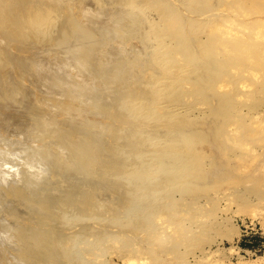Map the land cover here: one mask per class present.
Instances as JSON below:
<instances>
[{
  "label": "bare ground",
  "instance_id": "bare-ground-1",
  "mask_svg": "<svg viewBox=\"0 0 264 264\" xmlns=\"http://www.w3.org/2000/svg\"><path fill=\"white\" fill-rule=\"evenodd\" d=\"M29 1L10 0L0 7V264H62L64 259H69L68 252L79 246L82 256H94L97 260L101 252L98 254L96 245L91 247L88 241L91 233L96 234L91 228L94 223L88 226L87 221L100 220L99 224L109 220L115 210L113 220L143 227L145 216L148 220L159 212L151 201L149 206L145 203V196L162 193L165 188L174 189L181 174L188 178L182 185L189 183V177L202 176L185 167L179 169L170 161L176 160L175 148L183 146L185 138L189 137V142L213 139L209 134L213 123L209 121L205 126L195 123L190 110H200L198 106L192 107L197 103L208 104L211 115L217 109H229L232 104L226 103L228 100L222 98L219 90L233 92L237 83L231 75L234 81L230 80L229 70L243 72L240 65L247 64V59L231 62L217 57L216 60L209 51L221 53L224 49L215 50L219 45L211 35L204 42L196 37L200 36L194 34L198 28L203 30L199 33L213 30L198 26L205 22L203 19L214 23L234 21L227 11L208 8L207 0ZM152 12L157 15L152 18L156 26L148 25L146 30L155 40L156 50L146 47L149 50L143 51L141 42L129 36V32L133 29L132 21L151 20ZM191 21L195 24L191 25ZM123 36L130 39L121 41ZM224 48L233 51L227 45ZM145 52L146 56L142 57ZM233 62L240 65L227 68ZM215 71L220 73V78H214L213 84ZM224 85L230 87L228 91ZM210 145L215 154L219 147L215 142ZM20 165H24L22 170L25 166L26 169L20 171ZM218 169L219 166L215 170L219 172ZM14 171L24 173L19 178L16 177L19 173L15 176ZM13 172L12 179L21 182L12 180V186L3 187L11 183L7 180ZM207 174L211 178V171ZM205 175L203 171L201 178ZM85 177L97 183L90 180L87 183L91 185L83 184ZM23 179L39 180L43 187L54 185V189L63 190L55 189L56 195L52 196L48 194L49 186L44 191L39 183L30 181L35 187H26L28 182L24 183ZM50 180L52 184L48 183ZM17 182L21 185H16ZM126 186L132 191L126 193ZM57 191L61 192L59 196ZM156 197L154 200L162 198ZM21 205H26L29 216L18 214L19 208L24 209ZM55 209L62 216L59 223L68 213L76 214L79 223L89 219L87 227H82L85 231L82 229L62 242L67 247L62 262L53 246L59 241L38 231L42 224L39 228L34 226ZM145 210L148 212L141 217ZM99 225L119 235L120 231L113 229H120L118 226ZM165 225L155 231L154 237L152 228H146L143 233L150 230V235L146 234L148 239L144 240L162 238L168 226ZM99 227L94 229L98 231ZM14 235L26 240V245L18 246ZM96 237L101 243L100 236ZM123 246L133 252L130 240Z\"/></svg>",
  "mask_w": 264,
  "mask_h": 264
},
{
  "label": "rangeland",
  "instance_id": "rangeland-1",
  "mask_svg": "<svg viewBox=\"0 0 264 264\" xmlns=\"http://www.w3.org/2000/svg\"><path fill=\"white\" fill-rule=\"evenodd\" d=\"M9 1L10 0H4V2L2 1L0 7L5 6ZM214 1L207 0L208 8H221L222 11H227L228 14H231V17L234 18V21H229V23L223 21L222 23L224 24L218 22L214 23L213 20L210 21L205 17L206 19H203V21L205 22H200L198 26L202 25L201 27H210L213 30H207L206 32L199 33L203 30L198 28L197 31L194 32V34L197 35L198 33V35L200 36L196 37L203 42L208 40V35H211V39H214L215 43L219 45V47L215 48V50L224 49L221 53H218V51H209V55H214L216 60L218 57L224 60L229 59L228 61L232 62L233 60L236 61L239 58L241 62H244L243 59L244 57H246L247 62L245 63L247 64L240 65L235 62L227 64V68L229 69L230 67L237 68L239 65L240 67H243V72H239L240 70L238 71V69H231L229 70V75L227 74L228 76L231 75L234 80L236 79V81H234L230 76V80L232 79L235 83H237V87L239 88L235 87V84V86L233 87L235 91L233 90V92L229 91L224 93L223 91L219 90V94L223 96L222 98L225 97V100H228L226 101V103L232 104L231 109V106L229 107V109L228 107H226L228 110L226 108L225 110L223 109L220 111L217 109L215 111V114L211 115L212 109H210L208 104L203 103L202 105V103H200V107L199 103H197L196 106H192L191 103H189L192 107L198 106L200 108L199 110L197 108L192 109V107H190L192 111L194 110L193 112L190 110V112L192 113V115L190 114V117L194 119L195 123L199 125L203 124L202 126H205L209 121L213 123V128L211 127L212 130H210V132L212 131L213 133H209L211 135L209 136L213 137L214 140L204 139L196 142H189L191 141V139L187 137L182 144L183 146L178 149L175 148L176 160L170 161L173 166L178 165L179 169H183L185 167L189 172H193L197 176H199L198 173H202V176L200 175L201 177H203V171L204 175L207 174V171L209 173L211 171V178L209 177V174H207L208 176H204L205 179L197 177L198 179H200L198 180L194 175L193 178L189 177V183L193 181L195 182V184H197L198 182L200 184L195 185L192 182V184L188 183L187 185H182V182L187 181L188 178L187 176L185 177L183 176V174H181L177 177L179 185L175 187L174 184V189L165 188L166 190L162 193L157 192L155 195L149 194L150 196H145V203H147L149 206L151 201L152 207H157L159 212L157 215L151 216L150 219L147 220L144 214L148 211L145 210L141 215V217H143V215L145 216L143 227L138 228L135 226L122 224L123 220H113L112 217L115 214V212L113 211L115 210H112V213H110L109 216V220L104 219L100 223L113 225V227L118 226V228L120 229L116 228V230L115 228H112L117 232L120 231L119 235L107 232L105 228L99 227L100 223L98 224L97 222H99L100 220H98L97 222L91 221L90 223L89 219H87L89 221H87L86 219H82L85 221L84 224H86L87 221V224H89L88 226H92V224L94 223V226H92L91 228H93L92 231H95L96 234L95 236H93L94 233H91L92 236L89 237L88 241L90 242L91 247H95L96 245L97 250L99 251L98 254L100 252L102 253H100L98 259L96 258L98 261L92 258L94 256H82L80 253V246L79 249L74 248V250L71 249L72 251L68 252L69 261L67 259H64L65 252L63 250H66L67 247L64 246L62 242L69 239L72 234H76L77 232L81 231L83 229L82 227H87V224L84 225L83 221H81L82 223H79L80 219L78 220V217L74 213H68V217H66L65 215L64 220L59 223V217L62 216L57 211V209H55L52 214L47 216L48 218L46 220H40L38 224H35L34 226L36 228H39L42 224L41 229H39L38 231H44V233L47 234V236H49L51 240L53 238L59 241L53 246L55 247V250L57 252H60H58L59 256H57V259H59L61 262L64 259V263L62 264H264V0ZM220 2L222 5L220 4ZM149 16L151 20L147 19V21H132L133 29H131V31L129 32V36H132L141 42L143 51L149 49L156 50L155 40L149 35V33H147L146 28L149 27L148 25L156 26V24H152L154 23V20L152 18L155 19L157 15L155 12H152ZM190 24L194 25L195 23L191 21ZM224 25L227 27L223 28ZM227 29L229 30V32ZM230 31L232 32V34ZM217 32H219V34ZM227 32L229 34H227ZM237 34L241 35L239 36ZM203 35L205 36L204 38ZM224 36H227V38H225ZM128 39L130 38L123 36L120 40L122 41ZM224 43L229 46V48L233 49V51L225 50L224 46L226 45H224ZM146 47L149 49H147ZM141 56L145 57L146 52ZM203 57L205 58V56ZM221 67L223 68V66ZM214 78H217V80L220 78V73L218 71H215V75L211 79L213 84H215ZM227 81L229 82V79ZM224 86V90L228 91L230 88V84L229 86ZM245 87H247V89ZM236 97L238 98L237 100ZM192 100L190 99V101ZM233 104L234 108L238 106L237 109L235 108L236 110L233 109ZM195 110H198L199 113H197L198 111L196 112ZM201 110L202 113L200 112ZM221 114L224 115V117L221 116ZM232 114L240 120H237L236 117ZM214 115L216 117H214ZM232 117L235 119V121ZM214 124L217 125V127H215ZM228 125H230L232 128H229L230 126ZM227 127L229 130L227 129ZM207 141L215 142L216 146L219 147V149L215 151V154L211 151L210 142ZM236 144L241 146L238 147V145ZM218 166L219 169H221H218L219 172L223 170V175L222 173L219 174V172L216 171ZM22 167H24V165ZM22 167L20 165V171H24L26 169V166L24 170H22ZM171 167L172 166L169 164V169ZM14 172L16 173L15 176L17 175V173H19L16 176L19 178H21L20 174L22 175V173H24L19 171ZM14 172L11 178L7 180V182L11 181V183H5L6 185L3 187H6L7 185L10 187V185L13 184L12 182L14 180H17L16 178H14V180L12 179V177L14 176ZM212 172H214V174L216 175V177L214 176L215 178L213 177L214 174H212ZM25 179H27V177ZM196 179L198 182L194 181ZM90 180L92 181V184H94L95 182L97 183V181L94 182L92 178H88V180L86 178V180L82 181V183L85 184L87 183V181L90 182ZM23 181H25L24 183L28 182V184L26 183L25 185ZM23 181L22 183L26 187H33V184L30 185L32 181L36 183L35 184L33 182L35 185H38V183L41 182L39 180L37 182V180L26 181L24 179ZM51 182V180L50 182L48 181L49 184ZM117 182L119 183L121 181L119 180L116 181V183ZM17 183L16 185H21ZM53 184L56 183H54L53 181ZM86 185L91 184L87 183ZM189 185H191L192 189ZM39 186L43 187V185H41L40 183ZM48 186L43 187V190L45 191L44 188L47 189ZM50 186L49 189H54V185L52 186L53 188H51ZM36 187L38 188V186ZM57 187H59V185ZM60 188L61 187L55 189L60 190ZM126 188L128 189L125 191L126 193L132 191L131 188L127 186ZM38 189L40 190L42 188ZM49 189H47L48 194L52 196L56 195L55 189L54 191L50 190L51 193H49ZM61 190L63 189L61 188ZM98 190L102 189L99 188ZM58 191L57 196H59L61 193H58ZM44 193L46 192H43L41 194L44 195ZM164 195L168 196L167 199L166 197L164 199ZM154 196H157L156 198H162L160 200H154ZM7 205H9L10 207L9 203H6V206ZM140 205L142 206V204ZM21 206H23L24 209L19 208V211L21 210L20 212L22 213V211L24 210V212L27 213L23 212L21 214L20 212H18V214L23 215L24 217L29 216L28 212L30 211H26V205ZM95 223H97L99 226ZM165 224L168 226L166 229V234H164L162 238L159 236V239H157V237L156 240H153L151 238L150 239L152 241L144 240L146 238L148 239L146 234L150 235V230H148L149 232L146 231V233H143L145 232V230H147L146 228H152L151 232L153 233L154 237L157 236L156 230H160L161 226H164ZM98 227L99 229L98 231H96ZM83 230L85 231V229ZM96 235L100 236L101 243L100 240H97L98 238L96 237ZM165 236L170 237L166 238ZM14 237L15 242L18 243V246L21 244L26 245V240H23V238L21 237L18 238L17 235H14ZM127 240L131 241L134 248L131 251L133 252H130V250L123 246ZM94 241L96 242V244ZM97 241L99 242L100 246ZM165 243L167 245H165ZM143 252L147 253L145 254ZM152 252L153 254H151ZM128 256L131 257L129 258ZM60 257L62 259H60ZM139 259L141 260L139 261ZM131 261L135 262L130 263Z\"/></svg>",
  "mask_w": 264,
  "mask_h": 264
}]
</instances>
